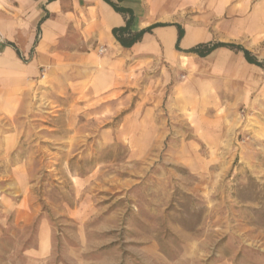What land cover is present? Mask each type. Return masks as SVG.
Segmentation results:
<instances>
[{
    "label": "rangeland",
    "instance_id": "rangeland-1",
    "mask_svg": "<svg viewBox=\"0 0 264 264\" xmlns=\"http://www.w3.org/2000/svg\"><path fill=\"white\" fill-rule=\"evenodd\" d=\"M144 84L43 89L0 133V264H264L255 110L196 133Z\"/></svg>",
    "mask_w": 264,
    "mask_h": 264
},
{
    "label": "crops",
    "instance_id": "crops-1",
    "mask_svg": "<svg viewBox=\"0 0 264 264\" xmlns=\"http://www.w3.org/2000/svg\"><path fill=\"white\" fill-rule=\"evenodd\" d=\"M110 1L133 11V32L152 27L131 47L113 33L127 17L106 0H0V133H21L17 124L43 89L99 98L142 74L150 112L169 91L167 110L196 133H229L234 110L250 106L264 150V66L227 47L204 57L181 51L234 43L264 64V0Z\"/></svg>",
    "mask_w": 264,
    "mask_h": 264
},
{
    "label": "trees",
    "instance_id": "trees-1",
    "mask_svg": "<svg viewBox=\"0 0 264 264\" xmlns=\"http://www.w3.org/2000/svg\"><path fill=\"white\" fill-rule=\"evenodd\" d=\"M106 1L110 2L116 11H118L119 13H121V14L125 15V17H127L125 26L115 28L113 30L115 38L117 39V41L122 46H124L126 48L131 47L133 44H135L136 42L141 40L143 34L146 31H148L152 28V27H150L148 29L141 30L139 32H133L131 30V25H132L133 20H134L133 11L120 6L119 3H113L110 0H106ZM118 1L121 2L122 0H118ZM182 35H183V30L181 28H179L178 42L182 38ZM219 47H227V48H230L232 50L241 51V52H243V54H244V56L248 62H250L252 64L259 65V66H264V64L262 62H260L249 50L245 49L241 45H237L234 43L207 42V43L199 44V45H197L191 49L184 50V51L181 50V51L184 52L185 54H193V55H198V56L204 57V56L209 55L211 52H213L215 49H217ZM177 48L179 49L178 44H177Z\"/></svg>",
    "mask_w": 264,
    "mask_h": 264
},
{
    "label": "built area",
    "instance_id": "built-area-1",
    "mask_svg": "<svg viewBox=\"0 0 264 264\" xmlns=\"http://www.w3.org/2000/svg\"><path fill=\"white\" fill-rule=\"evenodd\" d=\"M103 50H104L103 47H101V48H100V51L102 52Z\"/></svg>",
    "mask_w": 264,
    "mask_h": 264
}]
</instances>
